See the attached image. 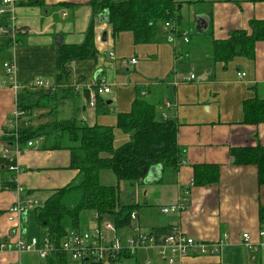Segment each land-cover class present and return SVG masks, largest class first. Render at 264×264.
I'll use <instances>...</instances> for the list:
<instances>
[{
	"label": "crops",
	"instance_id": "obj_1",
	"mask_svg": "<svg viewBox=\"0 0 264 264\" xmlns=\"http://www.w3.org/2000/svg\"><path fill=\"white\" fill-rule=\"evenodd\" d=\"M175 1L181 3L180 10L192 9L186 20L181 18L190 44L172 39L135 45L130 32L113 35L105 16L93 21L90 0H19L13 27L8 24L3 28L17 44L1 53L0 79L4 77L2 64L12 60L15 85L22 87L42 78L53 86L58 75L57 48L81 45L93 21L97 58L72 62L67 77L69 90H56L50 104L55 108V119H72L77 110L79 118L88 121L87 126L111 127L114 141L118 139L124 144L129 136L116 129L117 116L130 112L129 103L135 99L138 88H142L147 100L156 101L153 103L157 104L158 115L166 114L177 123L176 140L184 162L171 179L165 175L162 183L160 168L152 169L141 185L134 190L130 186L131 198L124 204L137 205V219L145 232L177 227L195 241L222 242L220 256L197 252L182 264H264V247L257 245L264 185L258 183L255 166H234L230 155L231 150L238 148L264 149V123H246L243 112L245 101L264 100V42L255 43L253 59L234 58L226 65L211 59L210 46L211 40L226 41L234 31L249 34L252 20L264 21V3ZM189 75L194 79L185 81ZM98 84L109 86L110 92L96 96L94 106H90ZM16 93L11 87L0 88V242L11 246L0 252V264L17 261L40 264L42 261L35 255L18 256L12 246L38 235L39 228L33 230L29 221V212L35 206L27 205L43 203L54 190L76 177L77 171L69 169L67 151L38 152L34 151V144L31 148L25 146L16 155L12 152L16 145L8 146L2 141L10 115L16 109ZM168 102L170 109L165 108ZM25 123L34 127L41 124ZM3 147L8 148L12 162L3 158ZM14 165L17 174L9 170ZM197 165L218 166V181L187 189L193 179V166ZM11 179L15 181L14 190L3 186V182ZM181 198H186L184 211L170 216L161 213L162 208L176 206ZM17 203L24 209L21 213L11 211ZM243 234L252 243L250 250L243 246ZM142 251L153 256L145 255L144 264H160L155 250ZM137 254L126 259L139 264ZM124 260L120 264H127Z\"/></svg>",
	"mask_w": 264,
	"mask_h": 264
},
{
	"label": "trees",
	"instance_id": "obj_2",
	"mask_svg": "<svg viewBox=\"0 0 264 264\" xmlns=\"http://www.w3.org/2000/svg\"><path fill=\"white\" fill-rule=\"evenodd\" d=\"M252 1L264 3V0ZM180 5L175 0H90L89 3L93 21L107 13V22L111 26L112 34L130 32L135 45L181 39L182 33L186 31L182 27ZM93 21L81 45H60L57 48L58 75L51 88H36L32 82L17 90L16 111L19 113V119H27L35 110L48 108L56 96V90H69L67 77L72 62L97 58ZM6 25L7 19L0 18V27L4 28ZM249 28V34L246 31H234L226 41L211 40V59L224 65L234 58L253 59L255 43L264 42V21L252 20ZM16 44V40L2 34L0 54ZM187 44H190V37ZM9 61L12 60L6 62ZM94 90L97 89L94 87ZM141 90L139 87L130 112L117 116L116 129L129 136L128 141L117 148L113 145V128L87 126L74 118L57 120L53 113L55 108L52 107L46 114L51 120L35 127L20 123L17 131H11L9 128L4 131L2 141L8 146L16 145L20 151L28 142L41 140L44 151L69 152L70 168L77 171L76 177L70 184L54 190L43 203L34 207L37 227L39 230H45L47 238L52 242L58 243L66 235L82 231V218L85 213H91L92 219L96 214L97 221L110 219L118 230L126 228L130 213L135 211L137 205L120 201L119 183L127 182L134 190L152 169L158 167L161 172L159 181L162 183L165 181V175L171 179L183 164L182 150L176 140L177 123L174 119H163L158 115L157 104L149 102ZM243 112L246 123H264V100L245 101ZM230 155L234 166H255L258 171V183L264 185L263 148L233 149ZM103 171L111 172L117 184L102 185L100 173ZM218 178L219 168L216 165L193 166L190 187L211 185L216 183ZM3 186L10 190L16 189L14 179L3 182ZM97 221H84V226L91 228ZM259 223L261 229H264V209L261 208ZM171 229L172 227H168L151 233L156 236L164 235ZM126 258L130 256H124V259ZM40 261V264H66L67 258L64 254L55 252ZM80 264L102 263L92 261Z\"/></svg>",
	"mask_w": 264,
	"mask_h": 264
},
{
	"label": "built area",
	"instance_id": "obj_3",
	"mask_svg": "<svg viewBox=\"0 0 264 264\" xmlns=\"http://www.w3.org/2000/svg\"><path fill=\"white\" fill-rule=\"evenodd\" d=\"M19 0H1L0 1V18H6L8 24L13 27L15 20L14 11ZM198 1V0H192ZM167 27V25H166ZM6 34L3 27H0V36ZM187 34L183 33L181 36L185 43L188 42ZM11 37V36H10ZM13 37V35H12ZM112 58L113 55L110 54ZM132 64H135V59L131 60ZM4 77L0 79V88L11 87L15 90H19L20 87L13 82V72L15 70L14 63L12 61L3 63ZM238 77H244V74H237ZM194 79L193 75H189L185 81H191ZM34 86L40 89H49L52 86L50 83L42 78L34 81ZM99 88L92 94L89 102L90 106H94L95 97L108 94L110 92L109 86L98 84ZM166 109L171 108V104L168 102L165 104ZM163 119H167L166 114L161 115ZM19 113L14 110L11 113L9 119V129L11 131H17L19 124ZM26 126V125H25ZM39 142V141H38ZM37 141L28 142L26 147L31 148ZM13 153L19 154L20 150L17 146L14 147ZM2 156L5 159H9L12 162V157H9V150L7 147H3L1 150ZM10 172L18 173L16 165L10 167ZM192 183V182H191ZM190 183V185H191ZM190 186H187L189 189ZM21 191L20 189H18ZM188 193V190H187ZM186 193V194H187ZM186 198H181V201L176 206L164 207L161 209V213L165 215H173L185 210ZM37 203L31 202L27 207L36 206ZM24 209L20 203H17L12 207L13 213L22 212ZM98 216L93 215V220L97 221ZM259 244L264 246V230L258 233ZM243 246L246 249H250L252 243L249 241L247 234L242 235ZM18 254V256L32 254L39 260H45L55 252L64 254L67 260H72L79 263L98 262L102 264H120L124 256H133L139 250H155L157 259L160 264H182V261L199 252L201 255H216L220 256L222 242L203 243L195 241L192 237L185 235L177 227H172L168 234L154 235L152 233L145 232L138 219L137 213L132 211L129 216V223L126 228L118 230L113 222L104 218L101 221L91 227L86 228L77 233H70L62 238L58 243L52 242L47 238L45 230H39L38 235L30 241H17L12 245ZM11 246L6 242H0V252L7 251ZM150 263V262H149ZM12 264H22L21 261L14 262Z\"/></svg>",
	"mask_w": 264,
	"mask_h": 264
},
{
	"label": "rangeland",
	"instance_id": "obj_4",
	"mask_svg": "<svg viewBox=\"0 0 264 264\" xmlns=\"http://www.w3.org/2000/svg\"><path fill=\"white\" fill-rule=\"evenodd\" d=\"M181 4V3H180ZM18 5V4H17ZM188 7H183L180 11H179V14H180V16H181V18L183 19V20H186L187 18H188V15H189V12L190 11H192V9H187ZM2 60H3V56H2V54H0V64L2 63ZM150 99V98H149ZM148 99V101L149 102H151V103H153V102H156V101H153V100H149ZM131 105H132V102H130L129 103V110H131ZM49 108H51L50 106H48V108H45L44 110H35L34 112H33V115H34V117H33V115L31 116V117H29V118H27V119H24V120H22V119H19V124L20 123H25L26 122V120L29 122V123H32V122H34V123H36V122H39V123H41L42 122V120H43V118L45 117L46 119H49V120H51V118H47V117H50V116H47L46 114H47V112H44V111H49ZM55 110V109H54ZM53 110V113L55 114L56 112ZM74 114H75V116H74V119L75 120H77L78 122H81L82 124H88V121H83L82 119H80L79 117H80V112L79 111H77L76 110V112H74ZM45 115V116H44ZM44 118V119H45ZM87 122V123H86ZM34 127V126H33ZM122 133V132H121ZM123 134V133H122ZM117 135H118V133H117ZM113 137H114V132H113ZM120 141L118 140V139H116L115 141H114V145H115V147L114 148H117V147H119V146H121L122 144H123V142H121V143H119ZM41 143V142H40ZM38 144V143H35V147L33 148L34 149V151H38V152H44V150H42V143L41 144ZM26 150V149H25ZM69 169L70 170H73V169H71L70 167H69ZM101 174V176H100V183L102 184V185H104V186H114V185H116L117 183H116V181H115V178H114V176H113V174L111 173V172H109V171H103V172H101L100 173ZM75 178V175H74V177H73V179ZM72 179V180H73ZM71 180V181H72ZM70 181V182H71ZM70 182L68 183V184H70ZM67 184V185H68ZM67 185H65V186H67ZM65 186H63V187H65ZM119 192H120V201L122 202V203H125V202H129V200H130V198H131V192H132V189L130 188V185H129V183H127V182H120L119 183ZM156 211H158V209H155ZM29 214H30V216H29V221L31 222V224L33 225V230L35 229L36 230V227H37V224H36V221H34V218H35V216H34V210H30V212H29ZM170 216V215H169ZM160 217H164V216H160ZM83 219V221H82V228H83V230L84 229H86L87 228V226L85 227L84 225V223L85 222H91V221H93V219H92V215H91V213H85V216L82 218ZM85 221V222H84ZM34 223V224H33ZM34 225H35V228H34ZM137 259H138V263L139 264H144V258H145V255H147V256H152L151 255V252H147V251H137ZM153 257V256H152ZM36 259V258H35ZM123 263H127V264H135L134 263V261H132V259H125L124 261H123ZM66 264H80L79 262H75V261H72V260H67V262H66ZM214 264H216V263H214Z\"/></svg>",
	"mask_w": 264,
	"mask_h": 264
},
{
	"label": "water",
	"instance_id": "obj_5",
	"mask_svg": "<svg viewBox=\"0 0 264 264\" xmlns=\"http://www.w3.org/2000/svg\"><path fill=\"white\" fill-rule=\"evenodd\" d=\"M101 16H105V19L108 20L107 13H103V15H101ZM105 37H106V35H105V33H103V35H102V40L103 41H105ZM57 45H60V41L59 42L57 41Z\"/></svg>",
	"mask_w": 264,
	"mask_h": 264
},
{
	"label": "bare ground",
	"instance_id": "obj_6",
	"mask_svg": "<svg viewBox=\"0 0 264 264\" xmlns=\"http://www.w3.org/2000/svg\"><path fill=\"white\" fill-rule=\"evenodd\" d=\"M182 34H183V33H182ZM186 34H187L186 36H187V40H188V33H187V31H186ZM181 39L183 40L182 36H181ZM183 42H184V41H183ZM184 43H185V42H184ZM187 43H188V42H187ZM261 230H264V229H260L259 231H261ZM258 233H259V232H258ZM259 242H260V241H259ZM259 242H258V244H257L258 246H260ZM260 247H261V246H260ZM263 247H264V246H263ZM251 248H252V246H251ZM251 248H250V249H251ZM250 249H248V250H250Z\"/></svg>",
	"mask_w": 264,
	"mask_h": 264
}]
</instances>
